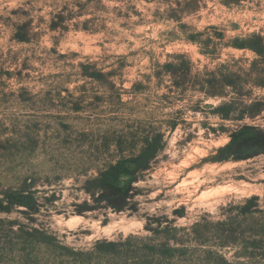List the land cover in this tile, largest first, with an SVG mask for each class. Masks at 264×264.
<instances>
[{"label": "rangeland", "instance_id": "374dc122", "mask_svg": "<svg viewBox=\"0 0 264 264\" xmlns=\"http://www.w3.org/2000/svg\"><path fill=\"white\" fill-rule=\"evenodd\" d=\"M224 1L0 0V264H264V155L222 151L264 114L225 119L236 90L207 97L196 77L250 68L230 44L264 36V0ZM181 56L192 75L175 80ZM148 139L162 148L115 211L94 182ZM254 196L262 212L242 215Z\"/></svg>", "mask_w": 264, "mask_h": 264}, {"label": "trees", "instance_id": "16d2710c", "mask_svg": "<svg viewBox=\"0 0 264 264\" xmlns=\"http://www.w3.org/2000/svg\"><path fill=\"white\" fill-rule=\"evenodd\" d=\"M236 2H239V0ZM224 4L229 5L230 3L226 0L224 1ZM192 40L197 42L195 37H193ZM230 45L235 49L251 51L256 55V58L250 64V68L248 70L236 71L228 64H223L216 71L197 73L196 77L200 80L199 84L202 86L200 92L205 94L207 97H227L223 91H212L210 89L217 88L218 85L224 89L231 87L236 90L238 96L231 97L229 101H226L219 106L216 109L217 113L227 120H237L242 122L248 118L255 119L264 114V98H248L245 97L243 92L248 86L264 89V36L261 34H252L244 38H235L232 40ZM180 59V61H172L165 66L167 73L173 76L175 80L180 75L185 76L184 71H186L188 75H192L191 61L187 60L184 56H181ZM86 76L96 78L98 80L104 76V73L98 72L94 75L87 74ZM177 86H179L178 82ZM249 94L251 96V94H253L252 91H250ZM236 114L238 115L236 116ZM229 136L231 141L228 146L222 150L223 153L226 154L223 160H248L264 155L263 127L258 125L243 124L237 129L232 130ZM161 148L162 146L159 147L156 142L148 139L144 144V148L136 158L110 166L109 169L102 172L95 180V188L100 190L103 195L107 194V198H109L108 200H110L113 196L118 198L117 203H111V206L115 211H123L126 208L120 203L121 201L124 202V198H130L131 200L132 198H135L137 195L136 192H133V194L129 197L127 187H132V185L137 181L138 178L136 176L139 172L150 168L152 161L156 158ZM126 166H129V168ZM125 176H130L132 179L129 182H125L123 180ZM88 190L90 192L91 189ZM259 202L260 197H252L248 202L249 204L242 208V215L257 212L261 213L262 211L260 210ZM255 203L257 205H254ZM15 204L20 206H29V203L24 201V199H19ZM253 208H255L254 212L252 211ZM196 226L197 225L193 226V229H195ZM179 230L185 231L186 229L182 228ZM151 231L156 235L159 234L155 229H152ZM234 232L237 233V231L232 228L230 231V238L233 237ZM175 242L177 247L181 245L184 246V243L179 239H175ZM229 244L232 243H227L225 246ZM123 245L124 244L122 243H110L112 249L109 252H112V254H118L120 252V247ZM149 251L153 253L154 256L162 257L170 254L171 252H183L184 247H178L175 249L169 247L168 245H162L161 249L153 248L149 249Z\"/></svg>", "mask_w": 264, "mask_h": 264}]
</instances>
